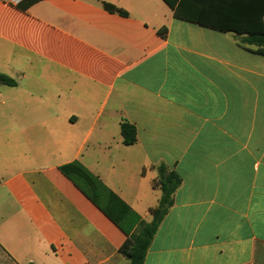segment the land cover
<instances>
[{"label":"crops","instance_id":"1","mask_svg":"<svg viewBox=\"0 0 264 264\" xmlns=\"http://www.w3.org/2000/svg\"><path fill=\"white\" fill-rule=\"evenodd\" d=\"M256 1L202 0L203 17L252 20ZM243 36L164 0H0L17 82L0 85V264L129 263L126 234L61 172L75 161L142 220L156 168L180 175L144 264H264V56Z\"/></svg>","mask_w":264,"mask_h":264},{"label":"trees","instance_id":"2","mask_svg":"<svg viewBox=\"0 0 264 264\" xmlns=\"http://www.w3.org/2000/svg\"><path fill=\"white\" fill-rule=\"evenodd\" d=\"M39 1L42 0H26L19 7L27 10ZM164 1L171 7L178 19L222 31L245 34L240 40V44L244 48L264 56V0L256 1L258 17L252 20L207 19L203 17L202 0ZM102 5L110 13L128 16L127 12L110 3L102 2ZM166 32V28L159 31L162 36H165ZM16 84V80L0 73V85L15 86ZM121 135L123 143L127 146L137 142V130L126 120L121 123ZM156 169L158 175L153 180L152 187L161 191V197L158 205L151 210L152 221L145 223L138 213L81 162L75 161L60 167L61 172L126 234L127 240L120 248L119 253L129 260L128 264H144L154 236L174 203L173 195L182 184L180 175L174 171H168L166 166L160 165Z\"/></svg>","mask_w":264,"mask_h":264},{"label":"built area","instance_id":"3","mask_svg":"<svg viewBox=\"0 0 264 264\" xmlns=\"http://www.w3.org/2000/svg\"><path fill=\"white\" fill-rule=\"evenodd\" d=\"M2 2L12 5V6H20L23 4L26 0H1Z\"/></svg>","mask_w":264,"mask_h":264},{"label":"rangeland","instance_id":"4","mask_svg":"<svg viewBox=\"0 0 264 264\" xmlns=\"http://www.w3.org/2000/svg\"><path fill=\"white\" fill-rule=\"evenodd\" d=\"M160 192H161V191H160ZM158 194H159V197H161V193H158ZM152 218H153V216H152L151 212H149V213L147 214V216H145V217L143 218V220H144L145 223H149V222L152 221Z\"/></svg>","mask_w":264,"mask_h":264}]
</instances>
